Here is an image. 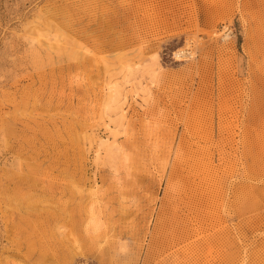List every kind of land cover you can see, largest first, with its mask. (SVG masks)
<instances>
[{
	"label": "rangeland",
	"instance_id": "374dc122",
	"mask_svg": "<svg viewBox=\"0 0 264 264\" xmlns=\"http://www.w3.org/2000/svg\"><path fill=\"white\" fill-rule=\"evenodd\" d=\"M0 264H264V0H0Z\"/></svg>",
	"mask_w": 264,
	"mask_h": 264
}]
</instances>
